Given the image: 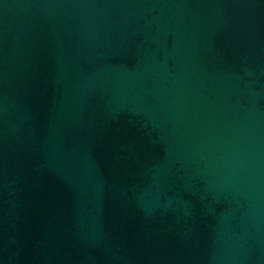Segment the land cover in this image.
<instances>
[{"label": "water", "instance_id": "obj_1", "mask_svg": "<svg viewBox=\"0 0 264 264\" xmlns=\"http://www.w3.org/2000/svg\"><path fill=\"white\" fill-rule=\"evenodd\" d=\"M0 264H264V0H0Z\"/></svg>", "mask_w": 264, "mask_h": 264}]
</instances>
